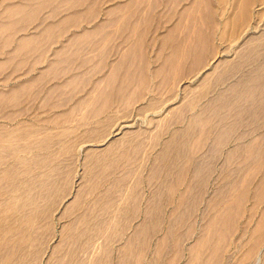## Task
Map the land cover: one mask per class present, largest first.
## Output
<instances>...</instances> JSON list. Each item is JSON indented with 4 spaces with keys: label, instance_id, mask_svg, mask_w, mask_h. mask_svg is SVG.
Returning a JSON list of instances; mask_svg holds the SVG:
<instances>
[{
    "label": "bare ground",
    "instance_id": "obj_1",
    "mask_svg": "<svg viewBox=\"0 0 264 264\" xmlns=\"http://www.w3.org/2000/svg\"><path fill=\"white\" fill-rule=\"evenodd\" d=\"M46 1L47 0H36L35 7L37 9L41 8ZM58 1L59 3L62 2L67 9L73 7V14L70 19L73 24H77L85 19L93 21V19L97 17L96 15L99 12L98 9L102 7L101 2L103 0ZM104 2L107 3L103 9L105 16L102 20H98V23L96 22V29L93 31H88V29H86L75 32V35L69 39L73 44L72 47L75 46L79 54L85 49L82 48V46L88 45L85 42L92 41L98 34L99 43L102 42L101 44H105L106 42V45H101L102 47L107 46L109 41H113L114 36L112 35L113 33L115 34V29L111 35L109 34L110 32L105 33L104 31H112L113 29H106V27L112 24L116 25V32L120 34L122 41L128 42L127 44L129 46L126 45L128 49L125 50L124 47L123 51H125L123 56L130 57L142 53L140 57H143V51H145L144 47L148 46L146 41L148 36L146 33L153 28H155V30L160 29L159 37L157 35L158 41L156 42H158V51L162 53L160 54L163 55V53H166L164 58L162 57L163 62L161 65L163 64V67L161 68H164L167 72L164 75L169 76L167 82H173L174 77L177 81H179V79L182 80V77H184L186 82L185 97L181 100L182 103L176 104V106L173 105L174 107L172 106L169 112L163 113V115L158 118L160 120H158L156 132L154 130V133L151 132L153 133L152 136H148L149 138L152 137L150 138V144L148 141V145L152 146V148H156L157 142H160L159 139L161 138L160 136L163 130L165 129V131H167L166 127L171 124L173 125L174 122L184 121V116H186L185 112H192L190 117L187 115L189 119L186 120L185 126L183 125L184 127L182 129L178 127L181 130H173L174 132H172L171 136H168L169 138L164 140L165 142L161 144V148L156 154L157 161L155 163L153 161V163L156 164L153 169L154 171H151L153 175L155 176L157 173V164L165 163L171 166V163L174 164L178 159H183V157L187 158L185 155L187 152L185 153L184 151L190 149L189 147H191V149H203L206 147L209 136L213 139L212 142H214L212 144L214 153L221 150L222 146L224 148V144H232L225 154V156H227L225 157L227 158L226 165H230L226 169L230 171H227L230 175L231 172L239 169L241 170L243 166H249L250 163L255 166L264 164V132L249 141H242V139L248 135V132L252 131V129L254 132L257 130V127H262L264 124V0H104ZM259 4L262 5V7L260 6L261 9L254 10V6ZM160 6H163L164 10L162 9L163 11H160L162 14L160 13L161 15L157 16L156 9ZM28 8L29 5L26 2H18L6 5L3 12L16 11L25 14V10ZM157 12H159V10ZM22 17L23 16L20 18ZM157 20L159 21L156 22ZM218 20H220V22H218ZM169 22L172 23L167 25ZM117 24H119V27ZM164 27L166 28L163 29ZM156 32L154 31V34H156ZM215 38L220 39V42H222L221 47L217 44L218 42L216 43L217 39L215 40ZM115 39L113 42L118 40L115 41ZM95 40L94 38V41ZM122 41L121 44H117L119 45L117 48L121 45L123 47ZM156 42L153 41V43ZM92 43L95 44L96 42ZM34 44L38 45L39 43H35L34 41ZM93 44L92 46L95 47L96 45L94 46ZM109 44H111V42ZM112 45L115 44L112 43ZM101 46L100 48H102ZM154 46L155 45H153V47ZM104 47L103 50H101L102 53L106 48ZM145 48L147 49V47ZM96 49L97 47L94 48V50ZM109 49L112 50L111 48ZM65 50L66 48L63 52ZM29 51H32L31 40L30 38H26L20 41L16 50L11 53L9 59L5 62H0V68L7 73L13 74L15 70L11 68L8 63L12 61L14 55L20 54L26 56ZM116 51H119V49ZM59 52L62 53V49H60ZM108 52L109 50L105 51V53ZM102 53L96 52V54L100 55H102ZM144 53H146V51ZM82 54L86 55L83 57L82 63L90 62L89 60L91 58L88 56H92L93 54L91 55L87 52H83ZM160 54L157 55L160 56ZM106 55H110V53L104 56ZM71 58L68 56L67 61H74V58ZM159 59L161 58L159 57ZM63 61L64 58L61 59L60 56L54 58L52 60L53 69L56 65H61ZM139 62L142 63V58ZM69 63L71 62H68V64ZM95 63L97 66V63L100 62L97 61ZM130 63L133 64V62ZM68 64L66 62L63 66L59 67L55 76L57 77L58 75L65 74V72L69 70V67L72 66ZM144 64L146 63L144 62ZM94 65L95 64H93L91 68H93ZM124 65L127 66L126 63ZM129 66L128 69L123 67V69L125 68L127 71L123 72V70L122 74L118 71L109 72L111 74H107L108 76L106 78L104 77L105 85L104 82L96 81L97 84L95 88H93L94 90H91L92 93L90 94V90H87L89 91L87 94L89 93L90 95L88 94L89 96L86 95V97L76 100L77 102H75L74 106L66 108L67 110L63 109V111L56 112L48 117L46 116V118L43 117L44 119L38 117L39 119H36V121L19 119L21 115H24V113L26 115V113L30 111V108L22 105L25 103L26 96L28 98L30 96L42 98L41 102H39V107L34 111L41 112L45 109V111H50L49 109L52 107L49 105L56 106L60 101L59 97L62 95L58 93L61 91V93H63L64 90L66 91V89L69 88H77L85 77L80 80V78L83 77H76L78 74L76 76L72 75L70 79L66 81L63 80L64 82L50 85L57 86L55 88L50 87L48 91H43L42 89H44V87L32 90L31 87L33 83L38 84L40 80L48 77L50 72H53L45 68L42 70L41 74L36 77L33 83H23L10 88L0 87V117L5 118V120H0V264H39V260L42 259L41 257L44 250L53 234L52 221L50 219L49 223V217L54 209L56 207L58 208L60 203L63 202V200L65 201L67 196L70 195V189H72L71 187L73 186L72 183L76 178H74L76 169L73 166V156L79 149L78 145H81L80 149H82L85 144L91 142V140H98L97 138H102V136L106 137L108 135V133L106 135V132H108L106 129L108 130L111 124L92 126L91 128H86L84 132H81L79 128L84 123L89 122L91 116H97L102 112H106L111 101L117 100L118 97L121 96L124 98L123 100L126 101H133L135 97L140 100V97L145 93L144 88H146L145 83L147 82L145 81V74L149 72L147 73L145 71L146 73L144 74L143 69L139 68L137 70L135 66L140 67L141 64L135 66L133 64L135 68ZM158 67H160V65L155 69L157 71V73L155 72L156 74L160 73ZM199 72H203L200 80L197 78ZM80 76H82V74ZM196 78L199 80L198 84H196ZM177 81L176 83L178 84L179 82ZM135 82L136 84H134ZM132 84H134V86ZM177 86L180 87V85ZM216 86H220V89L213 95ZM169 91V101L177 100L178 97L175 96L176 94H171L170 89ZM68 97H70V95ZM202 99H207V102L204 101L206 104L199 110L197 106ZM62 100L61 98V102ZM173 102L177 103V101ZM146 105L155 108V106H159V103H156L153 98L148 104L146 103ZM146 105L143 106L147 109V107H145ZM143 106L141 109H144ZM83 107L87 108L85 109L86 111ZM123 107L124 105L119 109H125ZM157 107L155 109L159 110L160 107ZM80 108L84 110L82 119H79L82 124L80 123L81 125H77L78 122L76 125L70 124L69 121L73 117L81 114L78 113L76 115ZM196 108L198 110H196ZM125 112H127V110H125L124 113ZM120 115L122 114L120 113ZM110 116L111 115H108L107 118H110ZM78 117L81 118V116ZM6 119H10L14 122H8ZM17 119L19 120L16 121ZM98 121H100V119L97 120V123ZM101 121L103 122L104 120ZM89 124H91V122ZM86 125H88V123H86ZM141 128L131 129L125 137L123 136L119 139L116 138V140H110L103 149H98L99 147L85 148L86 153L84 156L83 169L86 175H88V178L86 176L82 183H79V188L75 192L74 197L65 205L60 215L62 214L64 217L69 218L76 210L80 211L79 209L83 206L82 199L87 196V192L90 191L89 188L92 186L91 188L95 189L97 185L109 179L112 174L111 172L117 165L121 162L124 163L123 161H125L126 157L122 155L114 156V153L123 154L128 151H133L134 153L141 151L145 146V141H147L144 139L143 135L145 131ZM140 135H143V138H140ZM190 157L192 156L190 155ZM218 159H220V157ZM224 160L226 161V159ZM186 161L185 164L189 163L188 158ZM179 162L181 161H178V163ZM136 163L139 164L140 160L138 159ZM119 166H121V164ZM230 168L232 170H230ZM84 175L83 173L81 177ZM158 175L159 174H157V176ZM224 176H222L223 179ZM240 187L241 180L238 179V182L235 180L232 184V191H230L232 195L225 192L222 196H218V216L214 213L215 216L213 215V217L211 216L212 218L209 220L207 219L203 229L201 228L202 235L201 237L199 236L200 239L198 238L199 242L196 243L195 241L196 244H200L199 249L196 247V250H200V252L198 256L195 257V260L201 256L203 264H207L211 252H207L208 255H205V251L208 250L211 241L215 239L217 242L219 241V245L222 243V240L224 242V238L226 237H224L225 232L223 228L226 224V228L229 226V223H226L227 221H232V215L230 214V217L229 213L227 215V212L230 211V208H232L231 211L235 209L238 203V192L240 191ZM227 193L228 195H226ZM211 203V208L215 209L216 203ZM81 212L82 211L78 212V215L76 214V220H78L77 224H73L72 220L64 224L62 228V238L55 244L53 255H50L49 258V264L51 261H53L54 264V261L58 263L62 262V259L65 261V256L62 259L60 255L57 256V250L60 251V248L65 247V245L69 247L74 245L78 246V243L83 238L84 229H87L84 227L87 226L83 227L85 223L82 224L83 212ZM225 215L228 216H226L228 219L230 218V221ZM83 222H85V220ZM257 238L258 237L254 239L257 241ZM249 239L251 240V237ZM254 239L252 240L256 242ZM215 240L212 241L214 245ZM248 240L244 241L247 245L250 243V240ZM258 242L259 240L256 244ZM244 244L245 243H242V246ZM251 244L253 245V242H251L250 245ZM214 247L210 250H214L215 252L216 248V252H218L217 250L219 249H217V247L219 246ZM221 248H224V246L221 247L220 245V249ZM256 248L259 249L258 246H256L255 249ZM249 249L248 252L250 251V253H248V255L247 251H245L247 249L244 250L245 253L243 251V253L246 254V260L248 257L250 260H254L255 255L257 253L259 254V252H257L259 250H253L254 248H251V250ZM216 252L214 256H216ZM218 254L219 253H217V255ZM211 255H213V252ZM244 256L241 255V258ZM218 257L216 256L214 260ZM199 258L197 261L202 260ZM218 259V263L216 262V264H219ZM214 260L211 264H215Z\"/></svg>",
    "mask_w": 264,
    "mask_h": 264
},
{
    "label": "crops",
    "instance_id": "obj_2",
    "mask_svg": "<svg viewBox=\"0 0 264 264\" xmlns=\"http://www.w3.org/2000/svg\"><path fill=\"white\" fill-rule=\"evenodd\" d=\"M18 2H26L29 5V8L25 10V14L16 11H9L7 13L3 12V9L6 5ZM102 2V9H98L99 12L96 15L97 17H95L93 21L85 19L78 22L77 24H73L70 19L73 14V7L67 9L62 4V2L59 3L58 0H47L46 3H43V6L39 9L35 7L36 0H0V62H5L7 59H9L11 53L16 50L20 41H23L26 38H30L32 45V51H29L26 56L16 54L14 55L12 61L8 63L11 68L15 70L13 74L7 73L0 68V87L10 88L12 86L23 83H33L36 77H38L41 74L42 70L45 68H48L53 72H50L48 77L40 80L38 84L33 83L31 87L32 90L37 88L41 89L44 87V89L42 90L48 91L50 87L55 88L57 86L50 85L64 82L67 79H70L72 75L76 76L78 74L76 77H83L80 78V80L84 79L85 77L83 82H80L77 88H69L66 89V91L64 90L63 93H61L62 91L58 93L62 95L60 97L63 100L61 102V98L59 97V102L61 104L58 102L56 106L49 105L50 107H52L51 109H49L50 111H45L46 109L42 110V113L34 111L37 107H39L38 105L39 102H41L42 98L36 96H30L28 98L26 96L25 103L22 105L30 108V111L27 112L26 115L25 113L24 115H21L19 119L21 118L27 121H36V119H41L43 117L46 118V116L48 117L49 115H53L56 112L58 113L60 111H63V109L67 110L66 108H70L75 105V102H77L76 100H79L82 97H86V95L89 96L94 90L93 88H95V85L97 84L96 81H101L103 83L105 81L104 77L106 78L108 75H110L111 73L109 72L111 71H118L120 74H122V71H127L126 69H128V66L130 65L131 68L136 67L137 70L139 68L143 69L144 74L146 72H149L148 74H145L146 79H144L145 81H147L145 83L146 88H144L145 93L140 97V100L139 98L135 97L133 98V101H126L123 100L124 98L120 96L117 100L111 101L106 112H102L97 116H91L89 122H86L88 123V125L84 123L79 128L81 132H84L86 128H91L92 126L111 124L109 125L108 130L106 129V131H108L106 132V135L108 133L107 136L109 137L105 135L106 137H99L101 139L97 138L98 140H91V142L86 143L84 148L82 149H80L81 145H78L79 153L78 151L75 153V155L77 156L79 155L84 157L86 153L85 148L87 149L88 147H99L98 149H103L106 146V143H109L110 140L112 141L113 139L116 140V138L119 139L123 136L125 137L129 133V130L134 128L139 129L142 127L141 129L146 132L142 134L144 135V139L147 140L145 141L147 144L145 143V146L141 149L140 152L134 153L133 151H128L123 154L114 153V156L122 155L126 157L125 161H123L124 163L121 162V166H119V164L117 165V167H115V169H113V171L111 172L112 174L110 175L112 180L109 177V179L97 185L95 189H92V186L90 187L91 189L89 188L90 191L87 192V196H85L86 198L84 197L82 199L83 206L81 205L82 207L80 209L77 208L84 213L83 214L81 212L82 219L83 221L85 220V222L82 221V224L85 223L83 224V227L87 226L84 227L87 229H84L85 231L83 232V238L79 242L80 244L78 243V246L74 245L72 247H69L68 245H65V247H63L64 249L60 248V251L57 250L59 252H57V256L60 255L61 259L65 256V261L63 259L62 262L59 263L54 261L55 264H198L199 261V264L201 262V264H203V259L201 258V256L199 257L202 260L197 261L199 257L195 260V257H197L198 253L200 252V250H196L197 248L199 249L200 244L196 243L199 242V239L202 235V229L206 224L207 219L209 220L210 218H212L214 213L216 216H218V196H222L225 192L231 194L230 191H232V184L235 180H237L238 182V179L241 180V187L240 191L238 192V203L233 211H231L232 208H230L229 210L231 212H227V215L228 213L229 215H232V217L230 215L232 221H230V218L228 219V216L225 215V217L227 216L226 218L231 222V224L226 220V223H229V226H227L226 228V224L223 228V231L225 232L224 237L226 238H224L225 243L221 239L224 245L222 243H220V245L221 247L224 246V248L220 249V245L218 244L219 241L217 242V240L214 239L215 245L219 247L215 246L214 242H212L214 240H212L210 245L208 246V250L205 251V255L207 254V252H211L209 254V258L213 260L216 258V256L218 257L219 255V259L217 258L219 264H264V164L255 166L254 164L250 163L249 166H241V170L239 169L233 171L230 175V171L226 169L230 165H226L227 158L225 157L227 156H225V154L227 152V149L230 148L232 144H224V148L222 146L223 150L221 149L218 152L214 153V149H212V144L214 142H212L213 139L209 136L210 138L208 137V143L207 146L204 147L205 149L203 148L204 150L196 148L191 149V147H189L190 149H188L187 147L188 150L184 151L185 153L187 152V154L185 155L187 156L189 163L185 164V161L187 160L186 157H183V159H178L174 164L171 163V166L165 163H159L160 165L157 164V173L154 176L151 171H154V166H156V164H154L157 161L156 154L160 150L161 144H163L165 142L164 140L171 136L172 132H174L175 130H181L185 126V122L187 119H189L192 112H185L186 116H184V121H177L174 122L175 124L173 123V125L171 124L167 126V131H165L164 129L160 136L161 138H158L160 142H157L156 148H152V146L148 145V141L150 144V138H152H149L148 136H152L154 130L156 132V127H158V120H160L158 118H160L163 113L169 112V109L173 105L176 106V104L182 103L181 100H183V98L185 97L184 94L186 82L184 80V77H182V80L179 79V81H177V79L174 77L173 82H167L169 76L164 75L167 72L164 68H161L163 67V64L161 65V63L163 62V58L166 53H163V55H161L162 53L158 51V42L156 41H158L160 29L155 30V28L151 29L152 31H148L149 33H146V35L148 36H146V41L149 47L145 46L147 47V49L144 47L146 53H144L145 51H143V57H140L142 56V53H140L139 55L137 54L138 56L134 55L130 56V58L127 56H123L124 51L128 49V42L122 41V37L118 32H116V25L111 24L109 27H106V29L110 28L113 30L104 31L105 33L110 32L109 34L111 35L115 29V34L113 33L112 35L114 36L113 41L115 38V41L117 39L118 40L116 42L109 41V43L111 42V44L107 43V46H105L106 48L103 46L105 48L103 53H105L106 50H109V52L105 54L110 53V55L104 56L105 54L101 52V50H103V47L101 45H106V42L105 44H101L102 42L99 43L100 41H98V34V36L94 37L96 39L95 41L94 38L92 41H90L91 44L89 41L85 42L89 46L86 45V47L83 44L85 47L82 46V48L85 49L82 50V53L87 52L93 55L88 56L91 58L89 60L90 62L82 63L83 57H85L86 55L82 53L79 54V52L76 51L75 46L72 47L73 44L69 39L73 35H75V32L86 29H88V31H93L96 29V22L98 23V20H102L105 16L103 9L107 5V3H105L104 0ZM162 9L164 10L163 6H160L156 9L157 16H160L162 14L160 12L163 11ZM158 10L159 12H157ZM21 16L23 17L20 18ZM158 21L159 20H157L156 22ZM171 23L172 22H169L167 23V25ZM117 26L119 27V24H117ZM165 28L166 27H164L163 29ZM154 31L158 32L154 34ZM216 39L217 38H215V40ZM34 41L35 43L38 42L39 44L35 45ZM121 41L123 42V47L121 45L119 48H117L119 46L117 44H121ZM153 41L156 43H153ZM92 42L96 43L93 44ZM112 43L115 45H112ZM92 44L94 46L96 45V50H94L95 47H93ZM99 45L102 48H100ZM153 45L155 46L153 47ZM98 47L100 48L99 51ZM124 47L125 50L123 51ZM65 48L66 50L63 52ZM109 48H111L113 51ZM60 49H62V53L59 52ZM118 49L119 51H116ZM96 52L102 53V55L96 54ZM94 54L98 56H95ZM157 54H160V56ZM120 55H122L123 57ZM57 56H60L61 59L64 58V61L61 63V65H56L53 69L52 60ZM68 56L70 58H74V61L71 60L72 58L70 59L71 61H67ZM159 57L161 59H159ZM141 58L143 64L140 63L141 61L139 62ZM157 58L159 59V62ZM65 60L67 64L68 62H71L68 64L72 65L70 66L71 69L68 66L69 70L66 71L65 74L58 75L56 77L55 73L57 72L59 67L63 66L66 63ZM97 61L100 63H97L96 66L95 62ZM130 62H133L134 66L137 64H141V66L134 67ZM144 62L146 64H144ZM125 63L127 64V66L124 65ZM93 64L95 65L93 68H91ZM159 65L160 67H158V69L160 70V73L156 74L157 71L155 69ZM123 67H125L126 69H123ZM81 74L82 76H80ZM202 74L203 72H199L197 76L199 80L202 77ZM197 78L196 84L199 83V80ZM176 81L179 83L177 84ZM134 84H136V82ZM134 84L132 85L134 86ZM177 85H180V87H178ZM219 87L220 86H216L214 88L215 91L213 95L219 91ZM169 89L171 90V94H176L175 96L178 97L177 100L175 99L171 102L169 101ZM87 90H90V92ZM87 92H89L90 94L88 93V95ZM63 94L65 99L63 97ZM69 95L70 97H72H68ZM150 97L151 99L154 98V101H156V103H159V106H157L161 109L159 108V110H157L155 109L157 106H155L154 108L146 105V103L148 104V102L151 101ZM118 101L121 103H119ZM173 101H177V103ZM204 101L207 102V99H202L199 102V105L197 106L199 110L203 105L206 104ZM123 105V108L125 109H119ZM143 105H146L145 107H147V109L144 108ZM142 106L144 109H141ZM83 108H80L77 111L76 115L78 113H84V110L87 108L85 107L84 110H82ZM197 108L196 110H198ZM125 110H127L128 114L127 112L124 113ZM136 111H139V115L133 116L132 114ZM120 113L122 115H120ZM81 114L73 117L69 121V123L76 125V123L78 122L77 125H81V120H79L83 117V114ZM108 115H111V119L107 118ZM78 116H81V118H79ZM19 119H17L16 121H18ZM99 119L100 121H98L97 123V120ZM0 120H5V118L0 117ZM101 120L104 121L102 122ZM7 121L11 123L14 122L10 119H8ZM90 122L91 124H89ZM178 127L181 129H179ZM257 130L253 132L252 129V131L248 132V135H246V137H244L242 141H249L255 136L264 132V124L262 127H257ZM109 131L112 132L110 133ZM149 132L153 133L150 134ZM168 132L170 135L168 134ZM143 135H140V138H143ZM193 149L195 152L193 151ZM136 155L139 156L137 157ZM190 155L192 157H190ZM219 157L220 159H218ZM138 159L140 160L139 164L136 163ZM224 159H226V161ZM178 161L181 162L178 163ZM224 170L226 173L224 172ZM230 170L232 169L230 168ZM238 173L240 176L238 175ZM114 174H116L117 176ZM157 174L159 175L157 176ZM222 176H224V179ZM236 176L240 178H237ZM228 193L226 195H228ZM73 197L74 195L67 196L63 203L67 205ZM214 197L216 202L214 200ZM210 201L214 202V204L216 203L215 209L211 208L212 203ZM80 211L76 210V212L73 213L69 218L62 217L64 218L63 225L65 223H69L70 220H72L73 224H77V213ZM63 225H61L59 232L57 231V233L55 234L56 237L51 238L50 245L48 247V257L46 261L47 264L49 256L53 255V248L55 244L62 238L61 230ZM52 236L53 234L51 235V237ZM250 237L251 240L249 239ZM256 237H258L257 239L259 240L257 244L256 242L258 240H255ZM248 239L250 240V243L253 242V245L255 247L258 246L259 249H255V247L252 244L250 245L249 242V244L247 245V243L244 241H247ZM252 239H254L256 242H254ZM242 243H245V246L243 245L244 248L242 246ZM249 245L253 247H250ZM214 246L219 249L217 250L218 252H216V248ZM212 247L215 248L216 256H214V250L211 251ZM251 248H254L253 250L256 251L258 249L259 251L257 252H259V254L257 253V256L255 255L254 260H250L249 257L246 260V254L244 253L245 251H247L248 255V253H250V251L248 252V249L251 250ZM212 252L213 255H211ZM217 253L219 254L217 255ZM241 255L244 257L241 258ZM210 259L209 261H207V264L213 263V260ZM217 259L214 260L215 264L217 262ZM39 261V264H41L42 259H40ZM50 264H54L53 261H51Z\"/></svg>",
    "mask_w": 264,
    "mask_h": 264
},
{
    "label": "rangeland",
    "instance_id": "obj_3",
    "mask_svg": "<svg viewBox=\"0 0 264 264\" xmlns=\"http://www.w3.org/2000/svg\"><path fill=\"white\" fill-rule=\"evenodd\" d=\"M262 7V5H255L254 6V10L256 9V10H259V9H261V7ZM218 22H220V20H218ZM218 42V43H217ZM217 44L219 45V47H221V45H222V42H220V39H218L217 38ZM139 112V111H138ZM137 111L136 112H134L132 115L133 116H137V115H139V113H138ZM77 158V159H76ZM76 160V161H75ZM73 161H74V164H73V166H74V168L76 169H74L76 172H75V176H74V182L72 183L73 184V186H74V188H73V186L71 187L72 189H70V191L73 193H71L70 192V195L69 196H71V195H74L75 194V192L77 191L76 189H78L79 188V183L81 184L82 183V181H83V179H85L86 178V176H87V178H88V175H86V173L84 172V169H83V162H84V157L83 156H73ZM83 173L85 174L83 177H81L82 175H83ZM80 176V177H79ZM81 179V180H80ZM79 180V181H78ZM76 185V186H75ZM72 190H74V191H72ZM63 202H64V200H63ZM63 202H61L60 203V205H59V207L56 209V211H55V209H54V211L52 212V214L50 215V217H49V223H50V219H51V221H52V228H53V236L52 237H54L55 238V233H57V231L59 232V229L61 228V225H63V223H64V218H62V217H64L62 214L60 215V213H62V209H64V207H65V204L63 203ZM63 204H64V206H63ZM63 206V207H62ZM59 215V216H58ZM54 220V221H53ZM62 222V223H61ZM54 226V227H53ZM64 226V225H63ZM63 228V227H62ZM52 237H50V240H49V243L47 244V247L45 248V250H44V253H43V255H42V264H47V257H48V247H49V245H50V241H51V238ZM61 237H62V230H61ZM44 256V257H43ZM49 258H50V256H49ZM49 258H48V262H49ZM49 264V263H48Z\"/></svg>",
    "mask_w": 264,
    "mask_h": 264
}]
</instances>
